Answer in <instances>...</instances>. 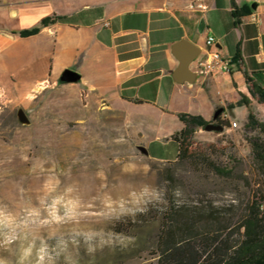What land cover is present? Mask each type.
Wrapping results in <instances>:
<instances>
[{"label": "rangeland", "instance_id": "1", "mask_svg": "<svg viewBox=\"0 0 264 264\" xmlns=\"http://www.w3.org/2000/svg\"><path fill=\"white\" fill-rule=\"evenodd\" d=\"M5 1L0 0V3ZM45 1L54 7L74 9L95 3L133 6L143 0ZM42 30L34 41L35 58L39 61L38 68L51 74L49 79L32 93L27 91L31 83L22 87L18 99L14 98L10 87H0V207L18 214L28 204L40 207L47 185L54 189L47 202L56 195L80 202L81 215L77 220H66L41 230L44 235L48 231L64 235L69 240V252L78 259V264H155L163 213L160 208L165 209L177 199L191 204L201 200L223 202L225 193L231 194L232 200L243 196L244 188L213 177L202 165L168 162L175 160L178 154L177 144L169 137L182 128V115L195 116L207 124L215 122L211 100L215 96L203 90L200 83L177 84L172 101L159 108L117 100L111 105L99 95L80 88L81 80H60L67 68L79 71L76 66L55 65L59 36L64 43L70 42L73 36L57 29ZM36 70L33 81L38 77ZM218 83L223 100L217 107L224 109L231 127L215 130L207 129V125L199 126L195 140L227 145V153L220 152L217 156L225 163L231 161L227 142L231 140L232 151L243 159L239 168L247 169L251 161V148L244 137L248 108L232 83L226 84L223 80ZM238 84L256 116L264 119V103L252 94L243 76ZM19 109L25 110L29 122L19 119ZM140 145L148 149V155L139 149ZM144 184L161 189L166 203L156 207L149 205L146 213L137 214L135 218L109 215L112 209H117L119 200L129 199V193ZM177 188L182 193L178 198L173 194ZM109 201L112 209L108 207ZM46 215L41 208L42 218ZM77 231L115 233L133 239L126 245L99 246L97 238L91 242L96 250L89 253L83 238L71 242ZM59 264H64L63 257Z\"/></svg>", "mask_w": 264, "mask_h": 264}, {"label": "crops", "instance_id": "2", "mask_svg": "<svg viewBox=\"0 0 264 264\" xmlns=\"http://www.w3.org/2000/svg\"><path fill=\"white\" fill-rule=\"evenodd\" d=\"M235 2L248 10L238 20L232 13V0H143L133 6L95 3L74 9L54 7L45 0H6L0 3V87H10L18 99L22 87L31 83L27 91L32 93L49 79L51 74L40 70L35 58L34 41L42 32L27 37L19 32L56 14L64 21L42 31L57 29L73 39L64 43L59 36L55 65L76 66L81 73L80 88L87 93L111 105L117 100L159 108L172 101L177 84L198 82L215 96L211 99L215 110L223 100L218 82L231 85L230 73L217 70L197 74L193 83H179L172 74L179 63L172 45L188 39L201 48L200 57L212 48L206 40L213 35L224 58L239 54L245 70L264 82V0ZM194 65L195 61L192 70ZM36 68L38 77L33 81ZM235 76L240 83L242 72L236 70Z\"/></svg>", "mask_w": 264, "mask_h": 264}, {"label": "trees", "instance_id": "3", "mask_svg": "<svg viewBox=\"0 0 264 264\" xmlns=\"http://www.w3.org/2000/svg\"><path fill=\"white\" fill-rule=\"evenodd\" d=\"M232 13L238 20L247 13L232 0ZM64 17L56 14L44 17L38 25L19 32L22 37L37 34L42 28ZM236 70L243 77L257 99L264 103V82H259L244 67L239 54L232 57ZM234 69H230L233 87L238 90L248 108L244 124V137L251 148V161L247 169H240L243 161L238 158L230 145V163L217 156L227 153V145L195 140L199 126L208 122L186 114L182 115L183 127L171 135L178 146V154L170 163L202 165L213 176L228 180L245 189L235 203L221 202L214 207V200H201L191 204L170 202L162 213L160 230L156 242L155 264H263L264 263V119L256 116L250 107L249 98L239 90ZM203 87L206 89L205 84ZM139 102V100H135ZM219 107H216V110ZM214 121L224 129L231 127L224 109ZM255 132V134H252Z\"/></svg>", "mask_w": 264, "mask_h": 264}, {"label": "clouds", "instance_id": "4", "mask_svg": "<svg viewBox=\"0 0 264 264\" xmlns=\"http://www.w3.org/2000/svg\"><path fill=\"white\" fill-rule=\"evenodd\" d=\"M44 198L40 201V207L31 204L26 205L22 213L0 207V264H59L63 257L64 264H78V259L69 252V240L56 231H48L47 235L42 234L45 226L59 224L66 220H77L81 215L80 202L78 199H65L62 195H56L47 202L49 194L54 191L53 188L45 186ZM68 191H71L69 189ZM175 197H181L179 188L174 190ZM224 203H235L231 194L223 195ZM182 200L177 199L179 205ZM166 203L164 192L152 185L144 184L137 190L129 193V199H121L117 202V209H112V202H108V207L112 209L109 215L136 217L137 214L146 213L149 205ZM130 205V206H129ZM214 207H220V201H213ZM41 208L47 215L42 218ZM60 208H63V214H60ZM164 211V208H160ZM80 237L88 244L87 251L93 253L96 246L91 242L99 238V246L104 245H126L132 241V237L122 234L96 231H77L71 238L72 243ZM49 241H55L49 243ZM8 252L9 255H3Z\"/></svg>", "mask_w": 264, "mask_h": 264}, {"label": "water", "instance_id": "5", "mask_svg": "<svg viewBox=\"0 0 264 264\" xmlns=\"http://www.w3.org/2000/svg\"><path fill=\"white\" fill-rule=\"evenodd\" d=\"M172 53L179 62L178 66L172 73L174 79L179 83H193L197 78V73L191 69L190 65L200 55L201 48L188 39H181L172 45ZM80 79L81 73L74 68L65 69L60 77V80L62 82H77ZM222 111V107L218 108L213 118L216 119ZM18 116L22 122H29V117L26 114L25 110L19 109ZM206 128L215 130L224 129L223 126L217 124L216 122L207 124ZM139 149L144 154H149V151L145 146L140 145Z\"/></svg>", "mask_w": 264, "mask_h": 264}, {"label": "built area", "instance_id": "6", "mask_svg": "<svg viewBox=\"0 0 264 264\" xmlns=\"http://www.w3.org/2000/svg\"><path fill=\"white\" fill-rule=\"evenodd\" d=\"M201 1V0H200ZM198 6H202L201 3ZM209 46H212L207 50L205 55H201L195 60V65L193 70L198 75H205L209 73L219 71H230L233 67H236L235 63H232V58H224L220 53L219 49L216 47V38L213 35H209L206 40Z\"/></svg>", "mask_w": 264, "mask_h": 264}, {"label": "flooded vegetation", "instance_id": "7", "mask_svg": "<svg viewBox=\"0 0 264 264\" xmlns=\"http://www.w3.org/2000/svg\"><path fill=\"white\" fill-rule=\"evenodd\" d=\"M75 69V68H74Z\"/></svg>", "mask_w": 264, "mask_h": 264}]
</instances>
